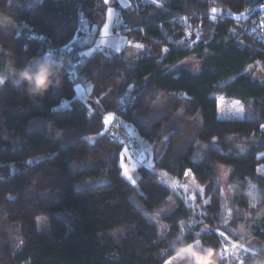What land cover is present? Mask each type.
<instances>
[{
  "label": "trees",
  "instance_id": "obj_1",
  "mask_svg": "<svg viewBox=\"0 0 264 264\" xmlns=\"http://www.w3.org/2000/svg\"><path fill=\"white\" fill-rule=\"evenodd\" d=\"M105 7L102 0H42L33 7L0 0V12L21 26L0 25V70L6 63L30 65L46 51L65 61L58 51L80 33L81 19L99 26ZM151 8L153 18L129 24L128 34L141 40L145 50L132 59L124 52L99 51L82 65L81 75L92 84L91 108L74 98L66 66L61 86L50 88L38 102L20 81L8 79L0 88V215L20 223L24 233L14 264H164L196 241L195 250L203 256L189 255L197 256V264H247L264 253V220L251 228L260 247L239 260L225 253V238L218 231L229 232L222 226L216 167H230V203L243 210L264 205V176L256 178L263 161L258 154L264 152V82L242 73L249 64L264 61V33L248 25L264 13V0H164L130 15L135 19ZM211 9L217 17L209 16ZM190 53L202 60L197 72L173 68ZM67 55L73 62L77 58L74 51ZM161 93L167 101L159 108ZM218 94L248 105V114L219 118ZM62 99L70 100V106L59 108ZM107 113L154 143L157 169L178 178L191 170L204 188L195 206L152 169L138 167L140 191L124 179L119 163L124 140L106 126ZM179 115L195 119L192 134ZM48 121L63 129L59 138L54 139ZM39 155L44 158L29 163ZM44 170H62L64 177L53 187L33 191ZM88 179L103 182L76 187ZM251 182L258 185L254 208ZM137 203L148 210L166 209L162 233ZM41 215L48 220V233L37 227ZM118 227L124 232L115 241L108 232Z\"/></svg>",
  "mask_w": 264,
  "mask_h": 264
},
{
  "label": "rangeland",
  "instance_id": "obj_2",
  "mask_svg": "<svg viewBox=\"0 0 264 264\" xmlns=\"http://www.w3.org/2000/svg\"><path fill=\"white\" fill-rule=\"evenodd\" d=\"M42 0H10L12 6H36L41 3ZM105 7L103 23L100 26L91 25L83 23L82 25L87 26L86 32L83 36H74V38L68 43H74L75 46L79 48L78 59L74 63L75 72L72 74L74 81V98L84 103L87 107L91 108L93 100L90 97L92 84L90 81L86 80L80 73L82 65L85 63L86 57L95 51V49H101L102 51L112 50L115 52L123 51L126 58L132 59L136 57L142 50L146 49L145 44L129 35L128 33H114L112 29V24L114 17L117 12H119L123 18L131 20L132 12H140L143 10L147 4H151L154 8L159 7L164 0H102ZM127 13V15H125ZM155 9L151 8L148 12L142 13L135 18V23H140L147 18H153L155 16ZM125 15V16H124ZM8 15L0 12V25L4 27L10 26L12 22H8ZM81 23V22H80ZM16 26L15 24H13ZM12 26V25H11ZM80 26V25H79ZM132 30V29H131ZM139 28L133 30L137 32ZM235 33V29L232 31ZM66 45V46H68ZM64 50V48L62 49ZM65 52H69L64 50ZM49 52V51H46ZM45 52V53H46ZM207 52L204 51L203 55ZM201 58L196 53H190L187 57L177 61L173 65V68L186 67L193 72H197L201 67ZM34 61L30 64L32 65ZM16 69L11 64L6 63V65L0 70V74L5 76V81L10 79L13 81H19L17 79ZM242 73L248 74L252 79H256L264 82V61H255L248 66H246ZM4 84V83H3ZM0 84V88L3 86ZM167 101V97L164 94H159L157 100V107H162V105ZM217 106H218V117L221 119H233L241 118L248 114L249 106L244 105L240 101L232 98L224 97L221 94L217 95ZM70 106V100L62 99L59 103V108H66ZM113 113L105 114V123L107 127L115 123L117 119ZM179 122L182 126L186 128L191 134L194 132L196 127L195 119L179 115ZM121 124L117 126V134L122 139H131L136 142V146L133 149V155L130 156L126 145L123 144L122 151L120 154V167L121 175L124 179L131 184L137 191H140L138 186V167L144 166L146 168L152 169L158 173L161 179L164 180L169 186L178 191L183 199L192 206L196 205V195L202 194L204 191L203 186L195 179L191 170H186L182 178L174 177L169 175L163 170L157 169L154 164L153 154L155 151L154 143L148 141L144 137H141L137 132L133 131V134L126 135L124 132H120V128H126L128 125L124 120L119 118ZM112 124V125H110ZM117 124V121H116ZM115 129V128H113ZM264 131V125L262 126ZM95 135H90L88 138L90 140L95 139ZM253 138V137H252ZM243 142L246 139H242ZM243 142L238 146L240 149H244ZM263 161L257 166V176L258 180H261L264 176V152L258 154ZM44 158V155L36 156L29 160V163L36 162ZM74 166H76L74 164ZM218 177L217 180L222 188L223 203H222V226L228 233L219 230V234L225 238L224 239V250L225 253L229 255L230 260L238 259L241 255L247 251H251L260 247V243L252 234V226L254 223H260L264 220V205H260L258 208H254L255 191L258 188L257 183H250V191L252 195L251 206L253 210H243L239 209L232 203H230V182L229 173L230 167L226 165L216 164ZM15 170V167L14 169ZM64 173L62 170H44L42 171L33 186V191L41 190L43 188L53 187L58 184V182L63 179ZM103 179H88L82 183H76V187H86L89 185H95L102 183ZM173 201V199H172ZM138 207L144 212V214L152 222L156 223L160 232L164 223L161 219V215L166 212L165 208H160L157 210H148L141 203H137ZM239 211L241 214H239ZM194 213L198 212V209L193 210ZM37 227L39 231L47 232L49 231L48 220L44 215L37 217ZM124 230L122 227L111 229L108 235L111 236L115 241H118L119 237L123 234ZM162 233V232H161ZM24 241V233L20 223L10 222L6 215H0V264H14L13 257L16 255L18 250L21 248ZM198 246V241L187 246L183 250L179 251L177 254L165 261L164 264H186L185 256L189 255L193 249ZM27 264V263H22ZM229 264H236L230 262Z\"/></svg>",
  "mask_w": 264,
  "mask_h": 264
},
{
  "label": "clouds",
  "instance_id": "obj_3",
  "mask_svg": "<svg viewBox=\"0 0 264 264\" xmlns=\"http://www.w3.org/2000/svg\"><path fill=\"white\" fill-rule=\"evenodd\" d=\"M64 57L55 52L49 51L41 57L34 58L32 65H24L14 69L17 79L24 84L29 97L38 102L50 88L61 86V78L64 73ZM5 76L0 74V84L5 82ZM48 127L53 129L54 139L61 136L63 129L57 128L52 121H48ZM192 252L203 254L195 249ZM186 264H197V256H185ZM247 264H264V253L252 256Z\"/></svg>",
  "mask_w": 264,
  "mask_h": 264
},
{
  "label": "built area",
  "instance_id": "obj_4",
  "mask_svg": "<svg viewBox=\"0 0 264 264\" xmlns=\"http://www.w3.org/2000/svg\"><path fill=\"white\" fill-rule=\"evenodd\" d=\"M181 17H185V18H190L191 14H178ZM209 16L212 18H215L218 16V12H216L214 9L209 10ZM245 17H247V14H243L241 15V19H244ZM248 25L255 30L256 32H258L259 34H263L264 33V13H261L259 15L258 18H254L250 20V23H248ZM112 29L114 31V33H128L130 32V27L126 24L123 23L121 15L117 14L114 17L113 20V24H112ZM63 52L64 56H65V66H66V70L70 73L73 74L75 72V68H74V62L73 60L67 55L68 52H65L64 50H59L58 52ZM113 124V125H112ZM110 125L111 129L115 128L114 130L117 129V126L115 123H112ZM124 144L126 145V148L128 150V153L130 156L133 155V149L136 146V142L131 140V139H125L124 140Z\"/></svg>",
  "mask_w": 264,
  "mask_h": 264
},
{
  "label": "crops",
  "instance_id": "obj_5",
  "mask_svg": "<svg viewBox=\"0 0 264 264\" xmlns=\"http://www.w3.org/2000/svg\"><path fill=\"white\" fill-rule=\"evenodd\" d=\"M14 2H16V0H14ZM30 7H33V6H30ZM137 12V11H136ZM117 14H120L119 12H117L116 13V15ZM6 15H8V14H6ZM121 15V14H120ZM8 17H9V15H8ZM121 18H122V21H123V23L124 24H126V25H128L129 26V24L133 21H135V19L134 18H132L131 20H127V19H124L123 18V16L121 15ZM9 19H10V21L12 22L11 24L9 23V25L10 26H8V27H17L18 29H20L21 28V26H17V24L9 17ZM9 19L7 20L8 22H10L9 21ZM83 23H87V21H86V19L85 18H82L81 19V23H80V26H79V31H80V33H79V35L78 36H83L84 35V33L86 32V27L87 26H85V25H82ZM103 23V22H102ZM13 24H15L16 26H14ZM139 24H141V23H138V25ZM12 25V26H11ZM100 26V25H99ZM130 27V26H129ZM140 28V27H139ZM141 29V28H140ZM64 50H66V51H74V52H76V55H77V58L75 59V61H74V63L77 61V59H78V51H79V48L77 47V46H75V44L74 43H71V45H68V46H65L64 47ZM99 51H102L101 49H95V51L93 52V53H95V52H99ZM103 52H106V53H119V52H115V51H112V50H106L105 49V51H103ZM121 52H123V51H121ZM93 53H91L90 55H92ZM89 55V56H90ZM88 56V57H89ZM41 57V56H40ZM88 57H86V58H88ZM87 59H85V61H86ZM115 121V124H116V121H117V124H116V126H118V125H120V127H121V124L122 123H120V121H119V119L117 118V119H115L114 120ZM133 131H135V132H137L131 125H126V128H124V129H122V128H120V132H124L126 135H128L129 136V134H133Z\"/></svg>",
  "mask_w": 264,
  "mask_h": 264
}]
</instances>
